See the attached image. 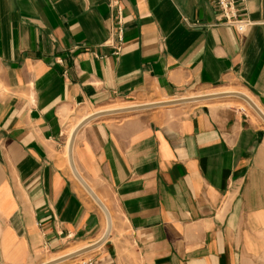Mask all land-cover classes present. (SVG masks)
<instances>
[{
  "label": "crops",
  "instance_id": "crops-1",
  "mask_svg": "<svg viewBox=\"0 0 264 264\" xmlns=\"http://www.w3.org/2000/svg\"><path fill=\"white\" fill-rule=\"evenodd\" d=\"M238 1L244 30L211 0H0V264L105 235L70 161L79 110L238 84L264 111V0ZM183 113L78 132L75 168L112 231L60 264H264V126L224 104Z\"/></svg>",
  "mask_w": 264,
  "mask_h": 264
},
{
  "label": "rangeland",
  "instance_id": "rangeland-1",
  "mask_svg": "<svg viewBox=\"0 0 264 264\" xmlns=\"http://www.w3.org/2000/svg\"><path fill=\"white\" fill-rule=\"evenodd\" d=\"M224 90H235V91H241V92H247L249 95H251L246 89H244L243 87H241L238 84H233V85H229V86H223V87H206V88H202L199 89L197 91H193L190 93H186L184 95H179L177 97L174 98H169V99H165V98H153V97H134L130 100L127 101H122V102H113L109 107L107 108H115V107H128V106H132V105H143V104H147V103H153V102H160V101H166V100H173V99H180V98H187V97H191V96H196V95H205V94H209V93H213V92H217V91H224ZM252 96V95H251ZM253 97V96H252ZM256 100V99H255ZM216 104H224L228 107H235V108H241L244 111H246L247 113H249L250 115L254 116L263 126H264V122L256 115V113L251 109V107L241 98L238 97H228V98H221L219 100H210L207 102H195V103H189V104H184V105H177V106H171V107H163V108H156V109H150V111H182L184 112L183 114H185V112H188L194 108L197 107H202L205 106H213ZM98 109H85L83 111L79 112H83L81 114V116L83 117L84 115L88 114V113H93L95 111H97ZM90 195V194H89ZM87 245V243H70L67 246H65L64 249L60 250V251H40L37 254L33 255L31 257V260L28 261V263L26 264H44L48 261H50L51 259L54 258H59L60 256L66 255L68 253H70L71 251L77 250L76 248L78 247H82Z\"/></svg>",
  "mask_w": 264,
  "mask_h": 264
},
{
  "label": "water",
  "instance_id": "water-1",
  "mask_svg": "<svg viewBox=\"0 0 264 264\" xmlns=\"http://www.w3.org/2000/svg\"><path fill=\"white\" fill-rule=\"evenodd\" d=\"M228 97H238L241 99H247L244 95L239 94V93H235V94H221V95H213V96H208V97H203V98H192V99H181L179 101H174V102H169V103H157V104H152V105H144V106H140L137 108H129V109H123V110H117V111H103L101 113H97L95 115H92L91 117H88L86 120H84L74 131L73 135H72V139H71V143H70V161L74 170V173L77 177V179L80 181V183H82V185L85 187V189L88 191V193L90 194V196L96 201V203L101 207V209L105 212L107 219H108V228L107 231L105 233V235L103 236V238L98 241L97 243L77 252L74 253L72 255H69L67 257L58 259L56 261H52L48 264H60L63 263L65 261L68 260H72L75 258H78L82 255H85L87 253H90L96 249H98L99 247H101L103 244L106 243V241L108 240L111 231H112V219L110 216V213L108 211V209L106 208V206L103 204V202L100 200V198L96 195V193L92 190V188L86 183V181L81 177V175L78 173V171L75 168L74 165V161H73V147H74V143L76 140V136L78 134V132L85 126L87 125L89 122L100 118V117H104V116H110V115H118V114H124V113H130V112H136V111H143V110H150V109H156V108H163V107H171V106H177V105H184V104H189V103H195V102H200V101H208V100H214V99H221V98H228ZM255 107V106H254ZM257 109V108H255ZM258 110V109H257ZM259 111V110H258ZM262 119H264V114H260Z\"/></svg>",
  "mask_w": 264,
  "mask_h": 264
},
{
  "label": "built area",
  "instance_id": "built-area-1",
  "mask_svg": "<svg viewBox=\"0 0 264 264\" xmlns=\"http://www.w3.org/2000/svg\"><path fill=\"white\" fill-rule=\"evenodd\" d=\"M218 10V23L234 26L240 30H244L250 22L241 18L243 11L242 5L238 0H211ZM120 45L116 47V54L121 51V43L123 42V30L118 32Z\"/></svg>",
  "mask_w": 264,
  "mask_h": 264
},
{
  "label": "bare ground",
  "instance_id": "bare-ground-1",
  "mask_svg": "<svg viewBox=\"0 0 264 264\" xmlns=\"http://www.w3.org/2000/svg\"><path fill=\"white\" fill-rule=\"evenodd\" d=\"M235 93H239V94H242L244 95L247 99H243L250 107L251 109L256 113V115L264 122V119H262L261 117V113L264 114V111L263 109L259 106L258 102L255 100L254 97H252L251 95H249L247 92H241V91H235V90H224V91H217V92H213V93H209V94H205V95H196V96H191V97H187V98H181V99H192V98H203V97H208V96H213V95H221V94H235ZM181 99H173V100H166V101H160V102H153V103H147V104H143V105H132V106H128V107H115V108H110V109H106L104 111H117V110H123V109H129V108H137V107H140V106H144V105H152V104H157V103H169V102H174V101H179ZM255 106V107H254ZM111 107V106H110ZM257 108V109H255ZM103 111H99V112H96V113H93V114H88L87 116L84 117V119L80 122V124L86 120L88 117H91L92 115H95L97 113H101ZM79 124V125H80ZM78 125V126H79ZM76 130V129H75ZM87 248V247H86ZM85 248H81V249H77V250H74V251H71L70 253L66 254V255H63V256H60L59 258H54V259H51L50 261L44 263V264H48L52 261H56L58 259H61V258H64V257H67L69 255H72L74 253H77L81 250H83Z\"/></svg>",
  "mask_w": 264,
  "mask_h": 264
}]
</instances>
